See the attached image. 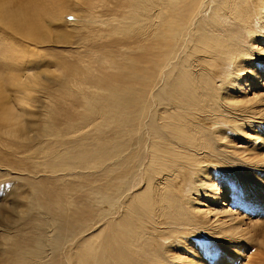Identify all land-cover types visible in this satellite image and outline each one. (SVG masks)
Returning a JSON list of instances; mask_svg holds the SVG:
<instances>
[{
  "label": "bare ground",
  "instance_id": "bare-ground-1",
  "mask_svg": "<svg viewBox=\"0 0 264 264\" xmlns=\"http://www.w3.org/2000/svg\"><path fill=\"white\" fill-rule=\"evenodd\" d=\"M72 3L82 15L84 7ZM55 6L45 11L47 19L36 23L52 21ZM101 7L103 13L92 14V6H87L91 13L82 18L90 27L106 28L103 45L87 44L82 35L64 40L71 31L57 24L9 25V34L14 33L10 48L19 49L27 60L9 56L10 67L26 65L21 75L0 74V86L9 76L4 101L13 98L20 104L18 98L31 96L26 78L38 76L29 70L37 48L65 47L75 56L63 64L75 72L58 86L83 81L84 111L74 121L69 111L63 112L61 123H52L48 130L42 127L47 112L40 109L35 114L39 123L30 113L39 106L28 104L22 122L12 124L9 115V125L0 130L9 140L20 134L12 143L24 148L20 158L31 166L9 170V178L24 181L28 192L21 187L9 195V207L0 204L2 213L11 216L0 227L5 232L0 236V264H180L178 257L169 255L166 243L176 235H182L180 242L184 236L202 237L209 225L217 231L224 228L229 238L250 242L253 229L243 228L229 208L213 205L204 210L200 197L190 194H205L202 188L218 192L220 180L212 181L211 172L217 177L229 173L226 178L236 185L243 158L221 146V132L264 121V106H254L264 104V74L241 63L251 51L260 52L254 35L264 30V0H106ZM74 8L66 7L71 12ZM20 14L11 15L9 22ZM51 31L54 36L48 37ZM230 87L241 89L243 98L237 102L226 95ZM21 126L28 129L25 133L46 139L40 153L24 143L39 138L24 136ZM247 160L256 167L264 164V157ZM121 171L125 172L118 177ZM35 177L69 182L76 178L81 194L68 195V182L58 189L49 188L46 180L33 186ZM244 179L245 174L240 181ZM41 196L45 201L36 203ZM41 203L48 211L41 210ZM183 207L191 214L188 220L177 213ZM214 264L229 260L221 257Z\"/></svg>",
  "mask_w": 264,
  "mask_h": 264
},
{
  "label": "rangeland",
  "instance_id": "rangeland-1",
  "mask_svg": "<svg viewBox=\"0 0 264 264\" xmlns=\"http://www.w3.org/2000/svg\"><path fill=\"white\" fill-rule=\"evenodd\" d=\"M3 1L4 0H0V29L2 31V34H0V74H9V76H11L12 74L21 75L20 71L24 70V65H26L25 62L27 60V56L22 54L19 49L10 48L9 36H12L14 33L9 34V25H43L53 27V24H57L62 31H71V35L63 38L64 40H76L78 37L77 35H82L83 37H87V44L95 45L100 43L101 45H103V43L105 42L106 28L104 26L96 24H93L90 27V25L86 21H84L82 17L87 16L91 13V10L88 9L87 6H92V14L96 12L103 13L99 11L102 9L101 6L106 4V0H54L53 2L52 0H6V3H4L1 7V3ZM72 1L80 7H84L82 9V15L77 14ZM55 4V9H53V11L50 13L52 21H49L48 23L44 21H42L41 23H36V21L39 19H47L45 11L48 8L50 10ZM67 6H72L74 8V11H68L66 9ZM20 11L22 12V14H20V16H18L17 18L12 19V22H9L11 15L16 14ZM77 24H79L80 26H78ZM262 25L264 28V21L262 22ZM75 27L78 28L75 29ZM262 32V35H254L258 38L255 46L256 48H260V52L253 50L251 51L250 58H241L243 59L241 63L244 67L247 68V70H259L261 71L260 74H264V30H262ZM72 35L74 36V38H72ZM47 36H54L53 31H51V33ZM123 36L124 32H122L121 34L122 38ZM117 38L118 36L116 35L112 39L116 40ZM67 51L68 48L65 47L59 49L52 47L37 48V57L34 61L35 64H33L29 70L31 71V73L38 74V76L36 78H26V85L31 96L18 98L20 100V104L13 102V98H10L7 102L4 101L3 91L8 93L10 87L8 76V80L6 81V83L3 86H0V130L9 125V115H12L14 118V120L11 122L12 124L16 125L17 123L22 122L25 119V110H27L29 106L28 104H36V106H39L35 111L30 112L33 113L32 118L39 123H41L42 120L35 114L40 109L42 113L47 112L46 114H48V117L42 127L48 130L50 129L52 123H56L58 125L61 123V121L65 118V111H69L71 113L72 117L70 119L72 121H74V119L84 111L81 100V95L84 91L82 83L83 81L80 83L69 81L63 88L58 86V83L60 81L67 78L69 74L75 72L71 67H67L66 64H63V62H66L65 58L71 55L75 56L74 53L69 54L70 52L67 53ZM115 53H117V51ZM9 56L22 57L25 62H18L17 66L10 67ZM240 78L245 77L241 76ZM244 87V89H246V86ZM75 89H77L76 94ZM238 90L236 91L232 87H230L228 89V92H226V95L236 98L238 102L243 98L241 95L242 92H240L241 89ZM251 92H253L252 89L250 91L248 90L249 95H251ZM262 103V101H259L254 106H264V104ZM261 122H251L250 125H247V127H243L242 130L239 131L229 130V132L224 134L221 132L222 137H225L221 146H225L236 151V153H238V155L243 158V167L241 172L237 175L239 179L238 182H236V185H234L235 183L233 182V180L226 178L227 174L230 175L229 173H224V176L217 177L214 172H211L210 178H212V181L215 179L220 180V183L218 184V192H210V190L208 191V189L202 188L205 191V194L197 191H193V193L190 194V198H194V196L200 197V208L204 210L208 207H214L213 205L216 206V209L219 207V205H225L230 209L231 214L237 216L238 221L242 222L243 228H246L249 231L253 229L251 231L253 239L248 242L238 240L235 236H231V238H229L228 234H230V232L224 234V228H221L219 231H217L214 225H209L208 227L203 228L204 236L202 237L184 236L185 240L183 242H180L181 240H183L182 235H176L174 239L166 243L165 249L168 250L169 255L179 258L178 263L214 264V262L221 257H225L229 260V264H264V245L261 243L264 240V164L259 162V167H256L248 163L249 161L247 160H254L256 158L262 159L264 157V121ZM21 129L24 131V136H33L39 138L32 141L29 140L28 142L24 143H26L29 148L33 149L35 153H40L42 150L41 141L44 140L45 142H47L46 139L43 138L42 135L34 136L30 134V132L25 133L28 131L26 126H21ZM75 135H79V132L76 131ZM15 137H20V134L16 133L14 136H12L10 138L11 141L4 135H0V204L5 203L8 207L9 195H11L13 191L15 192V194H17L18 190H20L22 187L23 191L28 192L24 181L15 178H9V170L11 171V168L13 167L14 170H24V167L27 170L31 169V166H28L29 163H23L24 161H22V159L20 158V155L22 151H24V148L15 143H12L16 142ZM236 141H240L241 144L236 145ZM66 143H68L67 139ZM215 147L216 149H222V147L219 148L216 144ZM29 148H26V150H29ZM15 156L18 158L16 159ZM239 156L237 158H239ZM233 163L236 165L237 162ZM9 164L12 165L10 166ZM124 172L125 171L119 172L118 177H122V174ZM98 174V172L95 173V175ZM244 174L245 179L240 181L241 177ZM35 178L38 181L36 179H33V186L37 185L36 183L38 182V184H41L40 182L46 180L39 177ZM224 178L227 179L226 182L224 181ZM75 179L76 178H74L72 182H69L65 178H59V181L61 180L60 183L58 181V178L56 179V177H53L49 181L46 180L48 183L51 182V185H48L47 182L46 184L47 186H49V188L58 189L57 187L62 188L64 184L68 182L66 193L68 195H73L74 192H76L77 197V195L81 193L80 188L76 184L79 180ZM62 180H64V182ZM70 180L72 179L70 178ZM85 180L86 178L83 177L82 181L80 182L84 183ZM22 182L25 187L22 185ZM43 183L44 182H42V184ZM43 186H45V184ZM212 192L213 195H210L212 194ZM256 193H259L260 196L256 195ZM4 195L7 196V198H4ZM216 195L220 197L219 201L214 198V196ZM38 198L39 199L36 201V203L45 201L43 200L44 196H41L42 201L40 197ZM210 202L211 204L209 205ZM192 203L194 204V202ZM42 206H44V210H41L45 212L47 210V206L45 207V204L41 203L40 208H42ZM0 212L2 213L1 209ZM99 213L100 210L96 211L97 218L99 216ZM177 213L180 214L179 217H184L187 220L191 217V214L188 213L186 207L178 209ZM46 216L47 215H43L42 217ZM51 216H53V214H51ZM10 217L11 216L8 213H2V215L0 216V227H2V225H7L9 223ZM30 217H32V215ZM92 219L93 216L91 212V214L89 215V221H91ZM208 219L212 220L213 217L209 216ZM101 223H103V221ZM188 226L189 224L182 225L181 227L186 228ZM78 228L79 226L76 225L75 230H77ZM196 228L198 229V227H196L195 225V229ZM215 231L217 233H215ZM221 231L223 233H221ZM4 235L5 232L0 230V236L2 237ZM204 247H206L207 249ZM187 260H192L196 263H192Z\"/></svg>",
  "mask_w": 264,
  "mask_h": 264
}]
</instances>
